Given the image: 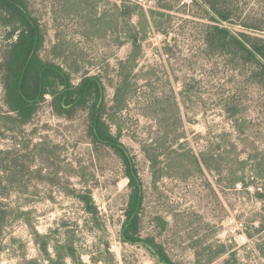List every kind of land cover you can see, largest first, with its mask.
<instances>
[{
  "label": "rangeland",
  "instance_id": "374dc122",
  "mask_svg": "<svg viewBox=\"0 0 264 264\" xmlns=\"http://www.w3.org/2000/svg\"><path fill=\"white\" fill-rule=\"evenodd\" d=\"M239 2L252 16L262 14L264 34V0ZM30 3L46 27V56L53 57L58 33L69 68L80 69L76 82L86 71L102 75L108 114L117 122L107 117L111 132L121 126L120 141L145 190L142 235L156 236L177 264H264V84L250 63L207 49L205 5ZM136 34L137 59L128 62ZM5 35L0 24V46ZM121 62L130 91L118 111L111 106ZM1 100L0 85V112ZM0 126V264H51L43 241L54 258L57 246L63 254V243L73 244L76 260L67 264H160L144 243L123 241L130 193L123 160L91 141L83 111L68 119L44 103L20 129L9 130L2 119ZM148 151L158 157L155 166ZM201 154H214L216 169L199 165ZM88 192L96 214L78 197ZM158 216L167 221L165 230Z\"/></svg>",
  "mask_w": 264,
  "mask_h": 264
},
{
  "label": "trees",
  "instance_id": "16d2710c",
  "mask_svg": "<svg viewBox=\"0 0 264 264\" xmlns=\"http://www.w3.org/2000/svg\"><path fill=\"white\" fill-rule=\"evenodd\" d=\"M194 1L205 5L210 16L204 38L207 49L214 53L226 54L230 59H237L243 64L250 63L254 69H257L256 74L264 84V34L259 32L263 29L262 14L258 12V15L252 16L251 11L247 12L240 7L239 0ZM133 13L130 12L127 17H133ZM237 21H239L238 26L241 27L234 30ZM0 24L6 29L5 40L0 46L1 107L3 108L0 112V120L5 121L9 130H15L16 125L20 129L35 118L44 103L50 106L55 115L68 119L76 117L78 111H83L91 141L98 145L110 146L123 160L124 173L130 187L126 200V217L122 225L123 241L132 244L144 243L160 264H177L163 244L156 240V236L142 235L145 190L133 157L120 141L121 126L117 135L111 132V123L108 119L117 122L108 114L106 86L102 75L89 74L86 71L76 82L75 75L80 69L75 67L74 63H71L69 68L68 49L58 33L51 48L53 57L46 56L48 44L46 27L34 14L30 0H0ZM130 37L133 48L128 56V62L131 59L136 61L137 58L132 54L133 50L139 48L137 34ZM125 64L126 62H121L119 66L118 75L121 82L115 87L114 104L111 106L118 108V111L126 106L130 91V73L125 72ZM2 135L0 126V137ZM8 155L14 154L8 152ZM148 155L155 166L159 161L158 157H153L149 151ZM213 155L206 158L205 154H201L195 159L199 165L202 160L203 165L212 171L216 169L214 164L216 158ZM78 197L89 213H97L95 200L90 192ZM157 219L161 223V230H165L167 221L160 216ZM47 247L48 243L43 241L42 250L48 255L51 264H67V259L76 260L74 245L70 242L63 243L62 247L66 249L63 254H60L59 246L56 247L58 254L56 258L49 256Z\"/></svg>",
  "mask_w": 264,
  "mask_h": 264
}]
</instances>
